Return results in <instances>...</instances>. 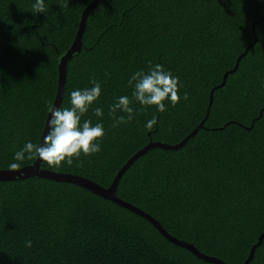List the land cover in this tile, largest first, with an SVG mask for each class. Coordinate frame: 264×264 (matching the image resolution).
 I'll list each match as a JSON object with an SVG mask.
<instances>
[{
  "label": "trees",
  "instance_id": "obj_1",
  "mask_svg": "<svg viewBox=\"0 0 264 264\" xmlns=\"http://www.w3.org/2000/svg\"><path fill=\"white\" fill-rule=\"evenodd\" d=\"M93 1L44 0L46 12L33 13L37 0H0V171L38 158L13 159L26 142L41 143L59 58ZM254 23L257 43L215 89L208 113L210 92L253 43ZM149 62L179 78L180 102L165 101L161 113L133 100L135 118L113 127L110 105L132 98L128 81ZM92 80L101 84V96L81 123L103 124L101 151L70 166L42 161L40 167L109 188L149 143L177 145L203 122L184 147L140 157L116 194L200 253L244 264L264 234V0H101L89 14L80 52L67 63L59 108L70 107L71 92L93 87ZM98 107L102 117L94 114ZM153 116L157 123L148 129ZM14 162L20 167L10 168ZM0 264L215 263L86 188L31 177L0 181ZM249 264H264V239Z\"/></svg>",
  "mask_w": 264,
  "mask_h": 264
},
{
  "label": "clouds",
  "instance_id": "obj_2",
  "mask_svg": "<svg viewBox=\"0 0 264 264\" xmlns=\"http://www.w3.org/2000/svg\"><path fill=\"white\" fill-rule=\"evenodd\" d=\"M33 13L46 12L44 0H37L32 5ZM147 71L139 70L132 74L128 85L133 88L132 98L120 96L117 101L110 105L109 114L113 117V127L130 122L135 118V109L131 106L133 100L143 106H155L161 113L166 111L165 101H170L173 106L180 102L179 90L181 87L179 78L171 71H167L160 64L151 65ZM110 75V74H109ZM93 87L71 92L70 107L51 108V119L48 123L47 134L42 143L34 144L26 142L22 149L14 154V161L23 162L38 156L50 167H60L63 163L69 166L73 164L74 158L79 160L81 155L90 156L101 151V141L105 135L102 123L93 125L92 121L84 120L82 117L89 111L90 106L101 96V84L92 80ZM183 99H188L185 92ZM124 113L126 115H117ZM97 117L103 116L102 108H95ZM157 123L153 116L146 123L148 129H152ZM12 169L20 167L19 163H11ZM31 248L32 241L25 242Z\"/></svg>",
  "mask_w": 264,
  "mask_h": 264
},
{
  "label": "water",
  "instance_id": "obj_3",
  "mask_svg": "<svg viewBox=\"0 0 264 264\" xmlns=\"http://www.w3.org/2000/svg\"><path fill=\"white\" fill-rule=\"evenodd\" d=\"M101 0H94L82 13V17H81V21L79 24V29L78 32L76 34L75 40L71 46V48L63 55L60 56L59 58V83H58V91L56 94V98H55V102L53 105V108H59L62 100H63V95H64V88H65V84H66V74H67V63L68 61L77 53L80 52L81 47H82V36L84 34L85 31V26L87 24V19L89 17L90 12L100 3ZM255 23L253 24V35H254V41L252 44H250L245 52L239 56V58L237 59L235 68L232 69L231 71L227 72L224 77H223V82L221 85L215 87L211 92H210V103H209V107H208V113H209V109L212 105L213 102V98H214V91L215 89L222 87L223 85H225L226 81H227V77L230 73L234 72L237 70L240 60L242 59V57H244L248 51L257 43V34H256V30H255ZM262 115V114H261ZM260 115V117H261ZM51 119V112L48 114L47 116V120H46V125L45 128L43 130V135H42V139H41V143L43 141V137L47 134L48 131V123L49 120ZM204 127V123L202 122L201 124H199V126H197L192 132L191 134H189L182 142H180L177 145H169V144H163V143H159V142H151L149 143L147 146H145L144 148H142L140 151H138L134 156H132L127 163L119 170V172L117 173V175L115 176L111 186L109 188H104L100 185H98L97 183L86 179L84 177L81 176H77V175H73V174H63V173H57V172H53V171H49V170H45L42 169L41 163L42 160L38 157L36 159V161L34 162L33 165L31 166H26L22 169L16 170V171H0V181H16L18 179H24V178H31V177H40V178H47L53 181H57V182H66V183H73L76 184L78 186H81L83 188L88 189L89 191L93 192L94 194H97L103 198H106L108 200L113 201L114 203L123 206L129 210H131L132 212L143 216L144 218H146L147 220H149L151 222V224L153 226H155V228L157 230H159L161 232V234H163L166 238H168L171 242L186 248L187 250H189L190 252H192L194 255H196L198 258L207 261V262H213L215 264H226L225 262H223L222 260L219 259H215V258H211L208 257L202 253H200L193 245L188 244L186 242H182L179 241L178 239L172 237L162 226L161 224L156 221L153 217H151L150 215H148L147 213L143 212L142 210H140L139 208H136L135 206L121 200L119 197H117V187L119 185V182L121 180V178L123 177V175L126 173V171L134 164V162H136L140 157L144 156L149 150L155 149V148H161V149H166V150H178L182 147H184L187 142L190 140V138H192L193 136H195L199 130L201 128ZM264 239V234H262L259 237L258 243L255 244L252 249L250 250V255L248 257V259L246 260V262L244 264H249V262L253 259V254L256 250V248L263 242Z\"/></svg>",
  "mask_w": 264,
  "mask_h": 264
}]
</instances>
